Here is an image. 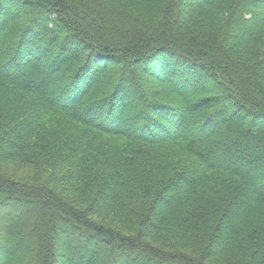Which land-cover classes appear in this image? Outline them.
<instances>
[{"label": "trees", "instance_id": "1", "mask_svg": "<svg viewBox=\"0 0 264 264\" xmlns=\"http://www.w3.org/2000/svg\"><path fill=\"white\" fill-rule=\"evenodd\" d=\"M218 2L0 0V264H264V0Z\"/></svg>", "mask_w": 264, "mask_h": 264}, {"label": "rangeland", "instance_id": "2", "mask_svg": "<svg viewBox=\"0 0 264 264\" xmlns=\"http://www.w3.org/2000/svg\"><path fill=\"white\" fill-rule=\"evenodd\" d=\"M157 2L159 1V0H156ZM195 0H183V5L184 6H186V5H190V4H193V2H194ZM220 1H222V3L221 2H218V3H220V7H223V3L224 2H227V4L224 6V10L226 11L227 10V5L228 4H232L233 3V1L234 0H220ZM237 1V0H236ZM219 9V8H218ZM219 10L217 11V10H214V12H211V11H209V12H199V13H196V14H193V15H191L190 17H192V18H190V20H194V21H196V22H198V24L199 25H202V26H207V27H211V28H216V27H219V26H221V24H220V22L218 21V16H220V15H218L219 14ZM218 15V16H217ZM222 15V14H221ZM245 17L246 18H248V19H250V17H249V15H245ZM220 19V18H219ZM214 20V21H213ZM211 24L212 25H217L216 27L215 26H211ZM245 52H248V50L247 51H243V53H245ZM240 53H242L241 51H240ZM248 55H250V53L248 54ZM244 56V57H249V56ZM156 61V69H159V67L161 66V64H159L158 62H159V60H155ZM168 61V60H167ZM170 62V61H169ZM147 68H150V67H148L147 66ZM195 73L196 72H191L190 74V76H189V78L190 77H192V76H194L195 75ZM146 77V76H145ZM146 80H148V77H146ZM152 84V83H151ZM158 83H155V86H154V84H153V86L154 87H157V88H160L161 86H158L157 85ZM162 90H166V89H162ZM100 114V113H99ZM94 116H97L96 114H93ZM183 157V156H182ZM8 167V173H11L12 171H13V174H17L16 176L15 175H12L11 177L12 178H16L18 175L20 176V175H23V174H27V176L28 175H32L31 173H32V171H30L31 169H29L28 167H22V166H16V165H10V166H7ZM17 167V168H16ZM14 168H15V171H14ZM46 173L43 175V177H42V179H40L41 181H45V177H46ZM16 179H18V178H16ZM44 179V180H43ZM59 183H61V182H59ZM62 184V186H66V184L67 183H61ZM62 186H60V187H62ZM24 251H25V247H23V246H21L19 249H18V251H16V253L13 251V250H11L10 251V253L8 254V256H12L13 254H15L14 256H16V258L20 255V257H21V254H23L24 253ZM21 252V253H20ZM12 254V255H11ZM62 255H63V253H61ZM65 256V255H64ZM26 258V257H25ZM15 259V258H14ZM23 264V263H22ZM59 264H71V262H69V260L67 259V258H64L63 256H62V258L59 260Z\"/></svg>", "mask_w": 264, "mask_h": 264}]
</instances>
